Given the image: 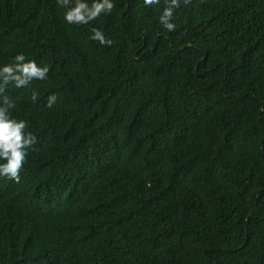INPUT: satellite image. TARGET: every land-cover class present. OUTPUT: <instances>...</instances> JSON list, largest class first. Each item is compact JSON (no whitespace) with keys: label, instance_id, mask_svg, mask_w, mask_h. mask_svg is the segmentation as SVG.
<instances>
[{"label":"trees","instance_id":"1","mask_svg":"<svg viewBox=\"0 0 264 264\" xmlns=\"http://www.w3.org/2000/svg\"><path fill=\"white\" fill-rule=\"evenodd\" d=\"M112 2L0 0V67L50 66L4 93L39 151L0 179V264H264V0H180L173 32Z\"/></svg>","mask_w":264,"mask_h":264},{"label":"clouds","instance_id":"2","mask_svg":"<svg viewBox=\"0 0 264 264\" xmlns=\"http://www.w3.org/2000/svg\"><path fill=\"white\" fill-rule=\"evenodd\" d=\"M57 5L66 9L63 15L64 21L69 25H86L99 19L102 15H110L115 9L112 0H92L89 4L85 0H56ZM160 0H143L145 7L159 4ZM185 5L191 0H183ZM166 7L159 17V22L168 32H173L176 25L172 22L175 9L180 7V0H165ZM91 40L97 41L99 45L110 47L111 39L105 37L104 33L92 29ZM23 53L17 54L12 63L0 67V179H6L19 183L24 165L28 162L31 152L39 151L35 145L37 137L27 132L29 123L23 119L13 118L10 110L16 107L15 102L4 93L9 84L16 88H26L33 80L45 81L48 79L50 66H39L35 60L26 61ZM39 99V93L33 91L31 100L35 103ZM58 97L53 94L47 98L46 107L51 109L56 104Z\"/></svg>","mask_w":264,"mask_h":264}]
</instances>
